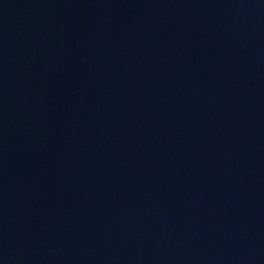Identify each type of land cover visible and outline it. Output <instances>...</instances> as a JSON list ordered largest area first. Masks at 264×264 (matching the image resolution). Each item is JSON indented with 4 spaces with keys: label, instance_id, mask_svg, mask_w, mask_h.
<instances>
[{
    "label": "water",
    "instance_id": "95a60500",
    "mask_svg": "<svg viewBox=\"0 0 264 264\" xmlns=\"http://www.w3.org/2000/svg\"><path fill=\"white\" fill-rule=\"evenodd\" d=\"M0 264H264V0H0Z\"/></svg>",
    "mask_w": 264,
    "mask_h": 264
}]
</instances>
